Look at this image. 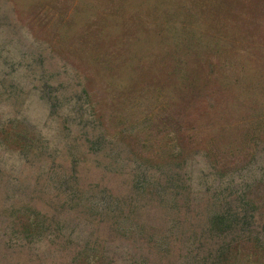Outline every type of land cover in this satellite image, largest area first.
<instances>
[{"label":"rangeland","instance_id":"1","mask_svg":"<svg viewBox=\"0 0 264 264\" xmlns=\"http://www.w3.org/2000/svg\"><path fill=\"white\" fill-rule=\"evenodd\" d=\"M0 264H264V0H0Z\"/></svg>","mask_w":264,"mask_h":264}]
</instances>
